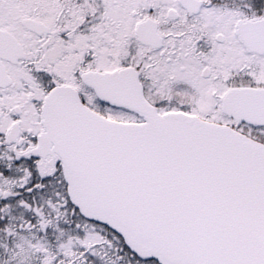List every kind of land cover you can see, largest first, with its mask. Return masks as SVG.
Listing matches in <instances>:
<instances>
[{
  "label": "snow or ice",
  "instance_id": "snow-or-ice-1",
  "mask_svg": "<svg viewBox=\"0 0 264 264\" xmlns=\"http://www.w3.org/2000/svg\"><path fill=\"white\" fill-rule=\"evenodd\" d=\"M0 264H264V0H0Z\"/></svg>",
  "mask_w": 264,
  "mask_h": 264
}]
</instances>
